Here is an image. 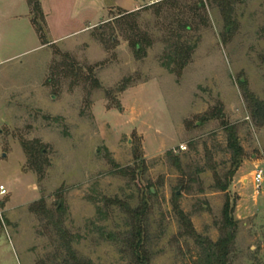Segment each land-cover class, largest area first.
I'll return each mask as SVG.
<instances>
[{
	"label": "rangeland",
	"instance_id": "374dc122",
	"mask_svg": "<svg viewBox=\"0 0 264 264\" xmlns=\"http://www.w3.org/2000/svg\"><path fill=\"white\" fill-rule=\"evenodd\" d=\"M196 1L110 8L93 29L42 46L28 0H0V264H40L55 253L49 214L80 259L134 264L128 217L108 202L117 199L132 209L147 203L150 264L198 260L175 203L216 242L228 200L231 264H264V181L260 190L253 182L264 171V124L246 98L264 102V0H234L229 26L213 0L199 12ZM69 3L61 11L48 4L49 41L78 30ZM183 22L192 29L182 41L194 51L178 78L164 63ZM225 125L236 127L244 150L230 180ZM218 180L230 182L226 192Z\"/></svg>",
	"mask_w": 264,
	"mask_h": 264
},
{
	"label": "trees",
	"instance_id": "16d2710c",
	"mask_svg": "<svg viewBox=\"0 0 264 264\" xmlns=\"http://www.w3.org/2000/svg\"><path fill=\"white\" fill-rule=\"evenodd\" d=\"M213 2L218 6L221 13H223L226 18V24L229 26L233 23L231 21L232 14L234 12V0H213ZM177 0H164L162 2H158L157 5L161 8V6L165 4L175 5ZM28 4L31 8V23L37 32L42 46H48L50 41L48 40V27L45 19V15L42 11L41 4L39 0H28ZM177 5V4H176ZM206 6L205 0H197L195 4L192 6V10L199 12L204 11ZM158 7V10H159ZM146 9V8H145ZM134 13H129L127 15H131ZM200 15V19L203 23H205L204 16ZM192 27L190 23L183 22L180 25V32L173 33L175 37V42L170 50V54H168L164 67H166L173 75L180 78L183 74V71L188 66L194 48L190 47L188 44L183 42L184 36L182 33H189ZM134 48L137 53L142 51L141 42L136 41L134 43ZM93 84L96 88H100L99 82L93 78ZM247 100H250L249 107L252 112L253 120L260 124H264V102L256 99L253 95H250L246 92ZM119 106L117 109H120ZM224 125V123H223ZM224 130L226 133V143L227 149L232 156V167L233 171L230 173L229 180L234 176V172L238 170L244 159V150L241 146L240 139L238 136V132L235 126H224ZM25 151L27 150L25 143L23 144ZM28 151V150H27ZM43 151H39V155H42ZM167 156L170 159H173L175 165L178 168L180 167V160L178 157L174 156L173 151L167 152ZM120 174H125V170H119ZM132 177L135 178V172L133 171ZM230 182L226 181V183H222L218 180L216 188L220 192H226L229 188ZM181 188H184V185H181ZM149 195L152 196V192L149 190ZM178 197L175 196V200ZM110 204L119 207L122 212L128 217L130 232L128 236L124 239V244L127 246L126 248L130 251L131 257L134 261V264H150L151 257L150 253L147 250V203L143 201L141 205L135 209H132L129 204L124 203L120 200H110L108 201ZM1 207L4 206L2 203ZM177 211V215L181 226L183 228V235L185 237L191 238L195 244L199 248V257L195 264H231L230 255L233 246V242L235 239V228L236 224L234 219L232 218V211L230 208L229 200L226 202L223 209V225H222V233L223 236L216 242H213L209 238L203 237L199 235L191 222V220L184 214L182 210H180L177 203L174 206ZM57 211H61V209H57ZM48 219H50V223L53 225L55 234L59 240V246L56 247V251L52 254L47 261H43L40 264H93L91 261H86L80 259L73 248L74 239L72 235H70L67 230L64 229L62 221H54V217L49 214Z\"/></svg>",
	"mask_w": 264,
	"mask_h": 264
},
{
	"label": "crops",
	"instance_id": "0c3cea01",
	"mask_svg": "<svg viewBox=\"0 0 264 264\" xmlns=\"http://www.w3.org/2000/svg\"><path fill=\"white\" fill-rule=\"evenodd\" d=\"M41 4L42 11L45 15L49 36L52 32V28L48 23L49 14L47 12L48 4L55 2L60 5V9L63 10L65 0H39ZM163 0H70L69 10L76 13L75 20L79 22L78 30L74 32H63L58 36L50 39L51 43H59L66 38L82 33L87 32L90 29L96 27L103 19L105 14L110 8L120 9L125 12H135L143 8L146 5H151ZM57 10V8H56ZM49 24V25H48Z\"/></svg>",
	"mask_w": 264,
	"mask_h": 264
},
{
	"label": "built area",
	"instance_id": "2783aa9c",
	"mask_svg": "<svg viewBox=\"0 0 264 264\" xmlns=\"http://www.w3.org/2000/svg\"><path fill=\"white\" fill-rule=\"evenodd\" d=\"M182 149H184L183 146H182ZM263 181H264V171L257 170L253 177V182L257 190H260ZM6 194H7V191L4 188V186H0V196H5Z\"/></svg>",
	"mask_w": 264,
	"mask_h": 264
},
{
	"label": "water",
	"instance_id": "95a60500",
	"mask_svg": "<svg viewBox=\"0 0 264 264\" xmlns=\"http://www.w3.org/2000/svg\"><path fill=\"white\" fill-rule=\"evenodd\" d=\"M5 156V155H4Z\"/></svg>",
	"mask_w": 264,
	"mask_h": 264
}]
</instances>
